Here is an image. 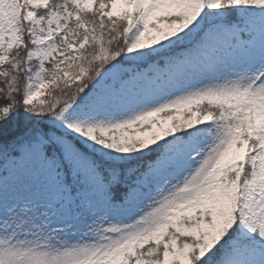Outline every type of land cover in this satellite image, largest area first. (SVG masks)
Returning <instances> with one entry per match:
<instances>
[{
	"label": "snow or ice",
	"instance_id": "6c2138e0",
	"mask_svg": "<svg viewBox=\"0 0 264 264\" xmlns=\"http://www.w3.org/2000/svg\"><path fill=\"white\" fill-rule=\"evenodd\" d=\"M0 264H264V0H0Z\"/></svg>",
	"mask_w": 264,
	"mask_h": 264
}]
</instances>
